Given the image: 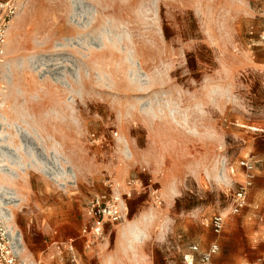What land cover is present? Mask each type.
I'll return each mask as SVG.
<instances>
[{"label": "rangeland", "instance_id": "rangeland-1", "mask_svg": "<svg viewBox=\"0 0 264 264\" xmlns=\"http://www.w3.org/2000/svg\"><path fill=\"white\" fill-rule=\"evenodd\" d=\"M11 22L0 204L22 259L70 264L47 253L110 181L122 217L78 239L80 264H201L213 241V264L264 263V0H18ZM242 161L255 176L233 215Z\"/></svg>", "mask_w": 264, "mask_h": 264}, {"label": "built area", "instance_id": "built-area-1", "mask_svg": "<svg viewBox=\"0 0 264 264\" xmlns=\"http://www.w3.org/2000/svg\"><path fill=\"white\" fill-rule=\"evenodd\" d=\"M18 7V0H0V68L5 60V46L7 41V33L11 20L15 15ZM264 52V48H263ZM242 165L247 171V176L243 180L232 197L230 213L233 215L240 214L249 202V189L253 185L254 164L250 161H242ZM111 187L110 192H100L91 195L85 205V213L87 222L79 232L76 238L55 242L51 251L47 253L51 261L70 264L79 263L78 239L84 243L85 249L95 247L99 240L104 236L105 225L114 223L122 217L123 206L125 204L124 197L113 188L112 182L109 181ZM129 189L128 193L136 191L141 192L143 183L139 179H129L126 182ZM154 202L159 205L162 203L159 189L151 187ZM212 230L216 235L224 232L227 224V217L217 212L211 218ZM193 250H200L197 244L190 246ZM220 251V243L218 241L211 242L204 250L201 251V264H213L214 257ZM42 260H29L21 258L18 246L11 240L10 231L8 230L4 214L0 208V264H41ZM264 264V263H262Z\"/></svg>", "mask_w": 264, "mask_h": 264}, {"label": "crops", "instance_id": "crops-1", "mask_svg": "<svg viewBox=\"0 0 264 264\" xmlns=\"http://www.w3.org/2000/svg\"><path fill=\"white\" fill-rule=\"evenodd\" d=\"M11 27H12V25L10 26V28H9V32H10V29H11ZM9 32H8V35H7V39H8V37H9ZM5 66V65H4ZM1 179H2V176H1V171H0V181H1ZM0 186H1V182H0ZM0 208H1V210H2V212H3V214H4V211H3V208L1 207V204H0ZM4 218H5V214H4ZM10 231V230H9ZM10 237H11V240L18 246V239L16 238V239H14L13 237H12V234H11V231H10ZM242 264H248V263H242Z\"/></svg>", "mask_w": 264, "mask_h": 264}, {"label": "bare ground", "instance_id": "bare-ground-1", "mask_svg": "<svg viewBox=\"0 0 264 264\" xmlns=\"http://www.w3.org/2000/svg\"><path fill=\"white\" fill-rule=\"evenodd\" d=\"M11 23H12V22H11ZM10 26H11V25H10ZM9 28H10V27H9ZM8 32H9V30H8ZM7 35H8V33H7ZM6 42H7V41H6ZM3 65H5V63H3ZM3 65H2V66H3ZM6 220H7V223H8V221H9L8 218H6ZM4 221H5V218H4ZM7 227H9V229H10V228H11L10 224H8Z\"/></svg>", "mask_w": 264, "mask_h": 264}]
</instances>
